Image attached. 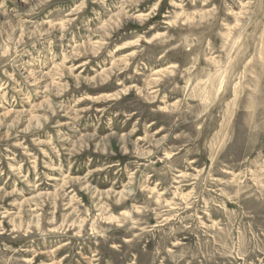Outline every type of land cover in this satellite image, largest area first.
Instances as JSON below:
<instances>
[{
	"label": "rangeland",
	"instance_id": "obj_1",
	"mask_svg": "<svg viewBox=\"0 0 264 264\" xmlns=\"http://www.w3.org/2000/svg\"><path fill=\"white\" fill-rule=\"evenodd\" d=\"M0 264H264V0H0Z\"/></svg>",
	"mask_w": 264,
	"mask_h": 264
},
{
	"label": "bare ground",
	"instance_id": "obj_2",
	"mask_svg": "<svg viewBox=\"0 0 264 264\" xmlns=\"http://www.w3.org/2000/svg\"><path fill=\"white\" fill-rule=\"evenodd\" d=\"M223 76V75H222Z\"/></svg>",
	"mask_w": 264,
	"mask_h": 264
}]
</instances>
